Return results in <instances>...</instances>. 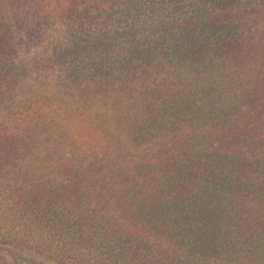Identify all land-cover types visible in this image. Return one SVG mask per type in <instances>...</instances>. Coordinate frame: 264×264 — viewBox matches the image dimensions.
Returning a JSON list of instances; mask_svg holds the SVG:
<instances>
[{"label": "trees", "instance_id": "trees-1", "mask_svg": "<svg viewBox=\"0 0 264 264\" xmlns=\"http://www.w3.org/2000/svg\"><path fill=\"white\" fill-rule=\"evenodd\" d=\"M10 208L60 264H264V0H0Z\"/></svg>", "mask_w": 264, "mask_h": 264}, {"label": "rangeland", "instance_id": "rangeland-1", "mask_svg": "<svg viewBox=\"0 0 264 264\" xmlns=\"http://www.w3.org/2000/svg\"><path fill=\"white\" fill-rule=\"evenodd\" d=\"M48 180L49 178L41 180L40 187L25 190L28 191V194L38 189L58 192L57 186L51 187L48 184ZM6 183L10 186L4 187L5 191L13 189V187L15 189L18 188L16 181H8ZM56 198L58 197L56 196ZM47 199H49V196L45 198L48 204L49 200ZM60 206L58 208L60 214H64V209L69 210L70 207L68 202ZM11 215L12 218L10 219ZM6 218L9 221H6ZM38 221L39 218L30 212L13 211L11 208L8 212L0 215V254L4 257L3 259H5L6 264H60L56 262L58 259L54 256L55 253L41 245L38 248L39 236L44 232L40 230ZM30 232L34 233L32 234L34 237L29 240L30 236H32ZM48 233V230H45V237H52L54 234L53 232Z\"/></svg>", "mask_w": 264, "mask_h": 264}]
</instances>
